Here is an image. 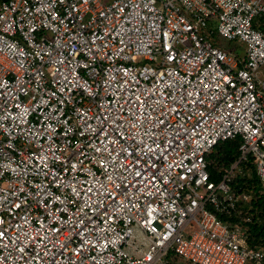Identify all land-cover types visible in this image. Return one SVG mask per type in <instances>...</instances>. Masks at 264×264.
Segmentation results:
<instances>
[{
    "label": "built area",
    "instance_id": "2783aa9c",
    "mask_svg": "<svg viewBox=\"0 0 264 264\" xmlns=\"http://www.w3.org/2000/svg\"><path fill=\"white\" fill-rule=\"evenodd\" d=\"M261 68L264 0H1L0 264H264Z\"/></svg>",
    "mask_w": 264,
    "mask_h": 264
},
{
    "label": "trees",
    "instance_id": "16d2710c",
    "mask_svg": "<svg viewBox=\"0 0 264 264\" xmlns=\"http://www.w3.org/2000/svg\"><path fill=\"white\" fill-rule=\"evenodd\" d=\"M240 143L239 138L220 142L208 156V170L213 180H220L223 170L237 158ZM247 171L245 176L235 178L233 186L237 191L250 193V200L240 203L239 209L231 215L221 216L231 226L238 223L245 225L250 232V243L264 247V192L253 163L248 165ZM248 214L252 217L251 221H245Z\"/></svg>",
    "mask_w": 264,
    "mask_h": 264
},
{
    "label": "rangeland",
    "instance_id": "374dc122",
    "mask_svg": "<svg viewBox=\"0 0 264 264\" xmlns=\"http://www.w3.org/2000/svg\"><path fill=\"white\" fill-rule=\"evenodd\" d=\"M259 71H260L261 76L264 77V68H261Z\"/></svg>",
    "mask_w": 264,
    "mask_h": 264
}]
</instances>
